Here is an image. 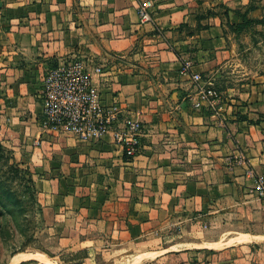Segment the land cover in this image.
<instances>
[{
    "label": "crops",
    "instance_id": "obj_1",
    "mask_svg": "<svg viewBox=\"0 0 264 264\" xmlns=\"http://www.w3.org/2000/svg\"><path fill=\"white\" fill-rule=\"evenodd\" d=\"M247 3L0 0V143L29 169L47 226L64 228L84 262L101 252L125 264H264L253 194L264 177V77L238 91L214 84L226 49L219 12ZM55 72L90 80L103 110L89 117L112 119L105 134L46 123ZM193 75L218 95L200 110ZM129 123L140 126L131 160L115 139Z\"/></svg>",
    "mask_w": 264,
    "mask_h": 264
},
{
    "label": "rangeland",
    "instance_id": "obj_2",
    "mask_svg": "<svg viewBox=\"0 0 264 264\" xmlns=\"http://www.w3.org/2000/svg\"><path fill=\"white\" fill-rule=\"evenodd\" d=\"M220 11L225 52L219 57L214 84L219 92L238 91L240 84L264 77V0H248L238 11ZM29 169L0 143V264H125L99 253L84 262L86 252H71L65 229L49 227ZM63 223V222H60ZM72 229H68L66 233ZM76 232V229H73ZM68 241L70 237L67 236Z\"/></svg>",
    "mask_w": 264,
    "mask_h": 264
},
{
    "label": "built area",
    "instance_id": "obj_3",
    "mask_svg": "<svg viewBox=\"0 0 264 264\" xmlns=\"http://www.w3.org/2000/svg\"><path fill=\"white\" fill-rule=\"evenodd\" d=\"M141 23H149L151 17L145 9L139 10ZM188 65L183 71H187ZM192 83L196 89L193 108L200 110L203 103L210 100H218L216 91L211 84H202L199 75L192 76ZM46 123L54 129L64 128L81 139L90 135L101 136L107 131V125L112 119L99 120L94 123L90 120L91 111L102 114L103 107L95 101V94L92 90L91 82L87 77H83L77 72L52 73L46 79ZM110 113L117 115L119 106L113 103L110 106ZM140 126L137 123H129L115 135V139L122 145L124 155L128 159L136 157L139 150ZM253 194L261 203L264 209V177L256 179Z\"/></svg>",
    "mask_w": 264,
    "mask_h": 264
},
{
    "label": "trees",
    "instance_id": "obj_4",
    "mask_svg": "<svg viewBox=\"0 0 264 264\" xmlns=\"http://www.w3.org/2000/svg\"><path fill=\"white\" fill-rule=\"evenodd\" d=\"M23 264H25V263H23Z\"/></svg>",
    "mask_w": 264,
    "mask_h": 264
}]
</instances>
